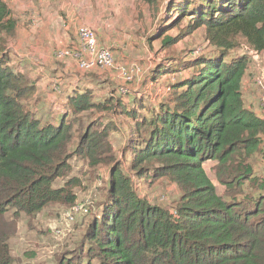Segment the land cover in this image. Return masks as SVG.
<instances>
[{
  "label": "trees",
  "instance_id": "1",
  "mask_svg": "<svg viewBox=\"0 0 264 264\" xmlns=\"http://www.w3.org/2000/svg\"><path fill=\"white\" fill-rule=\"evenodd\" d=\"M165 9L160 19L171 21L162 27L187 22L178 36L164 35L162 47L203 30L217 54L189 59L186 68L193 72L172 79L164 101L149 104L151 116L125 129L127 143L136 136L131 146L123 145L128 171L113 153L107 125H85L79 119L84 112L108 110L114 97L106 99L107 106L75 90L58 107V123L44 122V113L30 103L36 80L7 66L0 55V264H15L10 225L4 221L8 210L14 217L34 216L51 204L77 205L73 188L80 186L79 179L54 187L71 172L73 156L84 159L88 169L110 165L108 191L99 215L86 224L71 251L56 257V264H264V176L255 175L251 164L257 154L264 161V119L244 108L247 59L224 61L239 39L251 51L264 52V0H171ZM15 29L0 0V33L12 35ZM174 66L156 70L166 73ZM136 110L124 108V114L134 118ZM206 161L217 163L225 198L208 178ZM129 172L176 184L182 195L174 209L141 197Z\"/></svg>",
  "mask_w": 264,
  "mask_h": 264
},
{
  "label": "rangeland",
  "instance_id": "2",
  "mask_svg": "<svg viewBox=\"0 0 264 264\" xmlns=\"http://www.w3.org/2000/svg\"><path fill=\"white\" fill-rule=\"evenodd\" d=\"M2 1L8 6L16 29L12 35L0 33V55L6 56L7 66L16 67L17 71L27 74L32 81L36 77L38 84L35 95L39 103H34L32 99L31 106L40 105L37 113H44V122L54 121L57 124L58 107L64 104L66 95L75 90L90 93L91 101L100 104L110 95L114 97L112 99L115 102L110 108L107 107L108 110L84 112L79 114V119L85 125H107L108 141L116 158L122 163V169L126 171L130 158L129 153H125L126 148L123 151V145L131 146L136 136L127 143L129 140L125 129L134 126L141 117L151 116L149 104L154 100L164 101L165 86L172 79H184L193 72L186 68L189 59L195 56L208 58L217 54V50L205 40L203 30L183 35L174 45L162 47L161 38L164 35L178 36L187 22V19H183L177 27L170 29L161 26L164 22L167 26L171 21L166 16L160 19L165 13L166 4L171 0H127L128 6L123 8L116 0H113V7L106 5L103 0H55L48 3L40 0ZM104 7L106 13L103 12ZM135 15H148L150 21L143 27L139 37L134 36L139 42L128 53L125 43L120 41L126 42L127 35L132 40L133 33L129 32H134L137 25L134 24ZM78 27L92 31L99 49L109 55L108 64H102L103 67L100 64L92 71L78 68L79 62L87 57L84 52L75 57L78 51L82 52L78 47ZM226 53L224 61L227 63L240 57L247 59L242 80L244 108L253 113L255 111L264 119V52L251 51L245 41L239 39L236 46ZM173 62L176 69L157 73L159 65L171 67ZM121 87H126L128 94L122 95L119 92ZM56 90L61 93H55ZM54 104H57L56 107ZM105 104L110 105L108 102ZM133 107L137 108L133 112L136 117L124 114V108L129 110ZM77 125L74 130L78 129ZM76 140L75 137L71 150ZM125 158V162L122 161ZM69 164L71 172L64 179L56 181L54 187L62 186L71 177L79 179L80 186L73 188L76 195L74 204L87 209V213L63 204H51L34 216L21 214L14 217L13 210H8L4 221L10 225L7 229L8 244L15 264H56V257L64 251H71L81 239L86 224L99 215L97 209L106 201L110 165L88 169L85 160L75 156ZM251 164L255 175L264 176V161L260 154L252 159ZM203 168L217 194L225 198V188L219 183L217 163L206 161ZM127 175L141 197L161 207L174 209L182 195L176 184L167 178L152 182L149 178L139 179L131 172ZM72 216V221L66 220V217Z\"/></svg>",
  "mask_w": 264,
  "mask_h": 264
},
{
  "label": "built area",
  "instance_id": "3",
  "mask_svg": "<svg viewBox=\"0 0 264 264\" xmlns=\"http://www.w3.org/2000/svg\"><path fill=\"white\" fill-rule=\"evenodd\" d=\"M43 2H52L55 0H40ZM77 38H78V47L81 51H78V53L75 55V57H79V53L82 55L83 52L85 54H87V57L85 60L80 61L78 64V68L80 70L83 71H87V70H94L96 69L97 66H99L101 64V67H103V65L108 64L109 61V55L107 53L102 52V49H99V47L97 46V43L95 41L94 36L92 35V31L87 29L86 27H78L77 29ZM103 64V65H102ZM125 80L129 81L130 78H124ZM119 92L122 95H126L128 94V89L126 87H121L119 89ZM71 209H80L82 210V212H85V214L87 213V209H82L81 207L75 205L72 206ZM74 216V215H73ZM73 216L72 217H66L67 221H72L73 220Z\"/></svg>",
  "mask_w": 264,
  "mask_h": 264
},
{
  "label": "crops",
  "instance_id": "4",
  "mask_svg": "<svg viewBox=\"0 0 264 264\" xmlns=\"http://www.w3.org/2000/svg\"><path fill=\"white\" fill-rule=\"evenodd\" d=\"M103 1H104V3H105L106 5L113 7V6H112V4H114L113 0H103ZM116 1H117L118 3H121L120 6H121L122 8L128 6L127 0H116ZM115 7H116V6H115ZM129 8L131 9V6H130V5H129ZM103 12L106 13V9H105V7L103 8ZM134 19H135V20H134V24H137V25L134 27V32H132V31L129 32V34H132V33H133V34H132V40L130 39V36L127 35L126 42H124L123 40L120 41V42L125 43V47H126V49H127L126 52H128V53H129V51H130L131 49L135 48V47L137 46L136 44H138V42H139V39H135L134 36L139 37V36H140V33L143 32V27H146V26L148 25V22L150 21V18H149L148 15H145V16H136V15H135V18H134ZM135 40H137L136 43H134ZM141 42H142V41H141ZM141 42H140V44H141ZM113 54H114V56H116V57L118 56V55L115 53L114 50H113ZM123 58H124V57H123ZM34 79L36 80V85H37L38 83H37V79H36V77H35ZM38 82H39V81H38ZM58 89H59V87H58ZM58 89H57V90H58ZM242 89H243V85H242ZM57 90H56L55 93H58V94L61 93V92H59V91H57ZM64 94H65V93H63L62 96H63ZM33 102H34V103L38 102V100H37V98H36V95H35L34 98H33ZM38 103H39V102H38ZM36 105H37V104H36ZM36 105H34L33 108H35L36 111L38 112L40 105H39L38 107H36ZM254 114L257 115V116H259V114H256L255 111H254ZM259 117H261V116H259Z\"/></svg>",
  "mask_w": 264,
  "mask_h": 264
}]
</instances>
